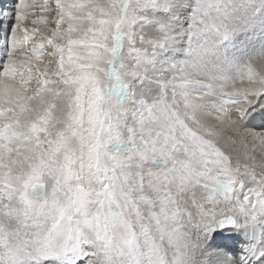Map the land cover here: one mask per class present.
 I'll return each instance as SVG.
<instances>
[{"label":"snow or ice","instance_id":"1","mask_svg":"<svg viewBox=\"0 0 264 264\" xmlns=\"http://www.w3.org/2000/svg\"><path fill=\"white\" fill-rule=\"evenodd\" d=\"M0 264H264V0L0 7Z\"/></svg>","mask_w":264,"mask_h":264},{"label":"bare ground","instance_id":"2","mask_svg":"<svg viewBox=\"0 0 264 264\" xmlns=\"http://www.w3.org/2000/svg\"><path fill=\"white\" fill-rule=\"evenodd\" d=\"M9 1H10V4H6V3H2V0H0V6L5 7L6 9L11 8L14 0L13 1L9 0ZM1 3H2V5H1Z\"/></svg>","mask_w":264,"mask_h":264},{"label":"rangeland","instance_id":"3","mask_svg":"<svg viewBox=\"0 0 264 264\" xmlns=\"http://www.w3.org/2000/svg\"><path fill=\"white\" fill-rule=\"evenodd\" d=\"M2 3L10 4V1L9 0H2ZM2 3H1V5H2ZM12 6H13V4H12ZM0 7H2V6H0ZM2 8L6 9L5 7H2Z\"/></svg>","mask_w":264,"mask_h":264}]
</instances>
